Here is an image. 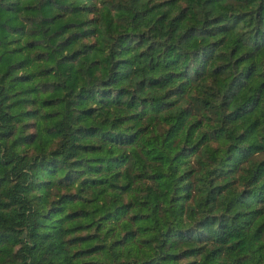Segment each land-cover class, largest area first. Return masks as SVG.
Here are the masks:
<instances>
[{"label": "trees", "instance_id": "1", "mask_svg": "<svg viewBox=\"0 0 264 264\" xmlns=\"http://www.w3.org/2000/svg\"><path fill=\"white\" fill-rule=\"evenodd\" d=\"M0 264H264V0H0Z\"/></svg>", "mask_w": 264, "mask_h": 264}]
</instances>
